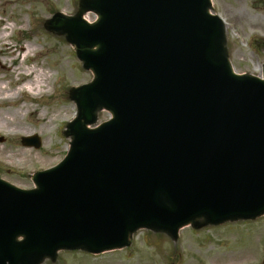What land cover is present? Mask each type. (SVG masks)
<instances>
[{
  "label": "water",
  "instance_id": "obj_1",
  "mask_svg": "<svg viewBox=\"0 0 264 264\" xmlns=\"http://www.w3.org/2000/svg\"><path fill=\"white\" fill-rule=\"evenodd\" d=\"M85 7L94 24L56 16L48 27L66 33L95 79L74 90L65 159L35 173L34 189L0 180V264L123 247L139 227L174 235L200 217L264 213V67L263 80L232 72L209 0ZM100 106L113 119L87 128ZM32 139L22 143L37 147Z\"/></svg>",
  "mask_w": 264,
  "mask_h": 264
},
{
  "label": "rangeland",
  "instance_id": "obj_2",
  "mask_svg": "<svg viewBox=\"0 0 264 264\" xmlns=\"http://www.w3.org/2000/svg\"><path fill=\"white\" fill-rule=\"evenodd\" d=\"M87 0H0V18L7 17L15 30L11 45H31L34 51L30 65L41 66L47 76L42 87L43 96L38 103L29 102L24 96L21 103H12L7 113L0 116L8 119L11 113L24 104L15 114L14 121L23 123L24 132L10 137L9 127H2L0 137V179L21 189L34 187L31 176L58 163L69 148L71 136L66 128L77 113L73 94L76 87L89 83L92 72L84 68L77 58L76 46L70 42L62 29L48 27L56 16L81 18L88 23L96 15L85 7ZM208 12L218 15L225 23L222 53L233 72L238 75L261 76L264 65V0H209ZM57 21V20H55ZM2 29V28H0ZM5 34L7 32L5 31ZM34 55V57H33ZM6 53L0 51V59ZM13 68V61L9 62ZM17 68V67H16ZM22 76L10 84L13 91L28 81ZM33 75L29 77V80ZM36 88V85H33ZM71 105L69 116L46 124L62 105ZM35 113L31 115V110ZM40 113L43 120L33 124L32 119ZM62 114V112H61ZM95 120L87 125L94 128L109 119L102 108L95 112ZM37 135L39 146L29 147L30 152L21 158L16 151L27 148L21 137ZM264 214L247 220H230L209 224L204 218H196L181 227L174 235L148 227L129 234L125 247L109 252L90 254L83 248L61 249L52 258L45 257L39 264H262L264 247ZM253 256L247 257V252ZM243 253L244 255H239Z\"/></svg>",
  "mask_w": 264,
  "mask_h": 264
},
{
  "label": "bare ground",
  "instance_id": "obj_3",
  "mask_svg": "<svg viewBox=\"0 0 264 264\" xmlns=\"http://www.w3.org/2000/svg\"><path fill=\"white\" fill-rule=\"evenodd\" d=\"M11 0H6V3H10ZM6 28H11V26H8ZM0 29V49L4 50L6 52V57L0 59V112L7 113V110L9 106L15 102L16 96L18 95L19 91H26L25 97L33 96L35 99H37L41 95L42 87L45 85V82L47 80V76L44 74L42 67L40 66L37 70L35 67L33 68H24L21 69L19 67L13 68L12 65L9 64V62L13 59L12 57L17 53L21 52L23 53L24 57H29L30 52L34 51V48L27 44V45H20L18 48H14L12 45H9L8 42H4L6 40L5 35V29ZM33 75V78L31 80L28 79V81L18 85V88H16L14 91L9 88L10 84H16L17 85V79L11 80V76H18L19 74H29ZM33 85H36V89H38L36 92L32 93L34 90ZM41 100V97H40ZM23 110L24 113L27 112V107L24 104L20 105L19 108H16L11 115L14 113V116L9 117L8 119H5L4 117L0 116V131L1 129H4L2 127H9L12 131L8 130L6 134L10 137L16 136L20 132H24L21 125H23L20 121H14L13 118H15V114L19 112L20 110ZM71 110V105L66 104L62 105L60 108H58L55 111V114L53 118L51 117L48 119L46 124H50L52 121H59L62 119L61 115L63 116H69ZM62 112V114H61ZM35 113V110H31V115ZM43 120V116L40 113H36V116L34 119L31 120L33 124H39ZM30 136V135H28ZM30 148H21L18 151H16V155L24 158V155L29 154ZM264 232V231H263ZM239 255H244L243 253H240ZM247 257L253 256L252 252H247Z\"/></svg>",
  "mask_w": 264,
  "mask_h": 264
}]
</instances>
